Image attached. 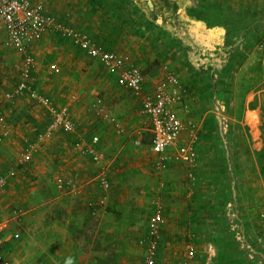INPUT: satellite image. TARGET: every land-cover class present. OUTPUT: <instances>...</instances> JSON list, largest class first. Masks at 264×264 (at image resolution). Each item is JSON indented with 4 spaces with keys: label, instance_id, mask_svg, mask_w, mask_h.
Listing matches in <instances>:
<instances>
[{
    "label": "crops",
    "instance_id": "obj_1",
    "mask_svg": "<svg viewBox=\"0 0 264 264\" xmlns=\"http://www.w3.org/2000/svg\"><path fill=\"white\" fill-rule=\"evenodd\" d=\"M46 4L47 13L90 34L107 49L130 56L144 74V94L154 92L165 78L163 66L169 65L186 89L190 109L189 113H184L180 108L178 114L183 119H195L201 134L205 131L202 129L206 118L200 119L199 97L204 96L209 80L222 75L228 78L229 73L234 76L240 71L258 78V85L264 83V74L249 69L260 61L264 68V0H187L181 10L186 22L178 26L168 21L164 23L162 15V21L157 16L159 22L152 25L146 12L133 0H46ZM165 28L172 34H166ZM53 33H46L31 44L29 51L35 67L29 80L56 106L68 107L77 127L69 132L57 130L40 142L39 151L31 162L21 164L19 157L25 139H34L44 131L51 115L44 105L26 93L14 100L5 97L6 102H16L11 110H26L38 124L4 121L9 134L0 144V175L10 170L15 174L8 176L7 183L0 188V245L11 264H135L138 256L140 264H144V246L140 240L147 235L153 211L148 195L160 180L166 187L162 191L155 188L156 193L152 195V198L155 195L161 198L165 217L156 264H183L190 248L195 250L191 264H238L235 256L239 253L245 254L250 263L263 264L260 258L264 251L260 253L252 245L255 236L252 227L257 223V214H243L244 207H251V201L238 203L237 208L241 210L237 219L236 215L227 213L230 230H223L221 213H212L206 200L193 198L195 188L190 177H196L198 166L205 161L203 156L207 152L200 146L204 136L199 135L195 168L171 159L162 162L161 155L152 150V124L141 112L142 95L118 85V75L109 73L98 59L86 55L71 40L65 37L59 40ZM173 34L179 36L177 43L172 41ZM166 36H171L170 41ZM4 37L0 28V43L16 55L12 63L20 74L15 63L23 57L4 45ZM179 42L185 43L188 49H182ZM209 48L213 51L209 52ZM193 49L195 54H189ZM50 52L57 55L52 65L46 63ZM206 62L211 67L203 69ZM54 67L60 71L52 72ZM256 91L255 94L264 93V88ZM98 96L111 114L121 115L123 119L117 121L123 132L128 127L138 132L136 136L141 135L147 129L145 123L148 124L149 153L123 151L121 143L109 131H103V120L95 112ZM250 111L264 118L260 106L250 108L247 104L245 115ZM0 112L4 118L8 115L2 107ZM1 127L0 122V130ZM95 135L101 138L97 148L106 157L100 165L75 145L89 143ZM101 135L108 139L107 143ZM137 141L140 143V139ZM110 146L121 151L113 153ZM239 152L238 166L244 175L249 182L261 184L256 154L245 147V142ZM230 164V160L226 161V165ZM102 170L110 182L109 192L117 187L129 197L135 189L142 198L140 204L149 205V215L141 221L140 217H135L133 222L126 223L119 216L121 211L115 213L111 208L91 213L90 202L103 192L99 184ZM186 176L193 184L189 189ZM58 178L71 180L73 187L60 186ZM107 194L108 203L110 195ZM104 224L108 226L106 231L99 229ZM225 235L235 238L236 249L225 251L222 248L221 238Z\"/></svg>",
    "mask_w": 264,
    "mask_h": 264
},
{
    "label": "built area",
    "instance_id": "obj_2",
    "mask_svg": "<svg viewBox=\"0 0 264 264\" xmlns=\"http://www.w3.org/2000/svg\"><path fill=\"white\" fill-rule=\"evenodd\" d=\"M0 28L5 33L4 45L23 57L19 60L20 62L15 63L21 78L13 89L6 92V99L14 100L26 93L31 99L44 105L51 115L50 123L44 131H40L34 139H25L19 157L21 164L31 162L39 151L40 142L51 137L57 130L69 132L74 131L77 127L68 107L56 106L49 97L39 93L29 80L31 71L35 67L34 57L29 51L31 44L40 40L46 33L57 32L71 40L89 57L98 59L108 72L118 75L120 86L131 90L135 95H142L141 112L149 117L152 124V150L161 155L162 162L171 159L175 162L188 164L193 168L197 166L199 125L195 119H183L178 114L180 108L184 110V113H189L190 109L186 100V89L169 65L163 66L165 78L158 83L154 92L144 94V74L139 66L126 55L109 50L99 44L90 34L47 13L46 0H0ZM51 71L57 73L60 69L54 67ZM96 105L98 115L114 121L119 133L124 131L119 122L112 117L102 98L96 100ZM8 134L9 128L4 123L0 130V144ZM99 142V136L95 135L89 143L84 145L81 142L77 143V146H80L97 165L102 164L106 158L104 152L97 148ZM14 174V170H10L7 174H1L0 188L7 183L8 176ZM57 181L62 187H68L67 185L73 187L74 185L71 180L63 178H58ZM99 184L103 192L96 200L90 202L93 214H97L108 200L107 193L110 189V182L104 170L100 173ZM151 202L153 211L148 220V232L140 240L144 246V264H156L161 229L165 223L164 205L161 198L155 195ZM194 256V249L190 248L188 258L183 264H191ZM0 264H11L5 257L1 245Z\"/></svg>",
    "mask_w": 264,
    "mask_h": 264
},
{
    "label": "rangeland",
    "instance_id": "obj_3",
    "mask_svg": "<svg viewBox=\"0 0 264 264\" xmlns=\"http://www.w3.org/2000/svg\"><path fill=\"white\" fill-rule=\"evenodd\" d=\"M157 22H159L157 17L151 19L152 25H155ZM164 30H166V34H172L170 29L165 28ZM53 35L57 39L64 38L56 32H54ZM169 37L171 38V36H166L168 41H170ZM172 38V41L177 43V38H179V36L173 34ZM179 45L182 49H188V46L186 47L183 42H179ZM212 51V48H209V52ZM195 52L196 51L193 49L189 54H195ZM214 52L217 53L218 49H215ZM14 57H16V55H13L12 52L4 48L2 43H0V106L4 112L6 111L8 113L5 118L1 114V126L4 124V121L7 120L15 123H22L23 121L30 122L36 126L38 124L26 110H11L16 103L15 101H4V91L14 87L21 78V75L15 71L13 66L12 61ZM56 57V52H50L46 63L48 61L52 65V62L57 59ZM127 57L131 59L130 56ZM205 64L206 65L202 67L203 69L211 67V64L207 62ZM231 64L233 65V63ZM190 65L193 66V64ZM261 65L262 62L260 61L258 64L255 63L251 65L249 69H256L259 74H264V68ZM229 74L230 76L228 78L222 75L219 78H212L209 80L208 83H210V85L205 88L204 96L201 94L199 97V106L201 107L199 109L200 119L203 121L206 118L205 123L210 119H214V123L209 129L203 127L202 130H205L204 133L202 132L201 134L199 132L200 136H204L200 146H202V150L207 153L203 156V160H205L203 165L198 166L196 177L194 175L190 177L194 183L193 187L195 188L193 198L206 200V202H208L207 207L210 208L209 210L212 213H221L220 217L224 218V222H222L221 225L223 230H230L231 222L230 220L227 221V217L236 215L234 218H238V212L241 210L237 208L239 205L238 203H242L246 200L251 201V207H244L246 209H244L245 211L243 214L250 212L257 214L255 217L257 223L255 225L252 224L254 225L252 230L255 235L252 239V245L255 250H259L261 253L264 251V178L261 174V179L263 181L261 184H257L255 181L249 182V178L244 175L238 163L240 162L239 151L242 142H245V147H247L250 152H254L256 157L258 152L264 150V118H262L263 120L261 117L259 118L256 111H250L247 116L245 115L247 104L250 108H253V106H260L264 112V93L259 92L255 94L256 90L264 88V83L258 85L259 79L250 77V73L247 72L239 71L237 75L234 73V76L232 73ZM246 74L248 77L244 76ZM117 82L118 85H120L119 78ZM101 96L98 97L101 98ZM95 112L97 114V111ZM120 112L121 111H119V113ZM111 115L116 120L123 119L121 115L116 112H113ZM98 116L99 119L103 120V131H109L112 137L116 138L119 144L121 143L120 147H122L123 151H128L131 154L137 151H143L145 153H149V150L151 151V132L147 123H145L147 126L145 128L147 129L144 130V133L136 136L138 133L136 130L131 131L127 127L126 132L119 133L115 127L114 121L105 119L100 115ZM262 117H264V113H262ZM29 129L34 131L32 127ZM206 133H209V136L206 135ZM101 136L102 139L105 140V143H107L108 139L104 135ZM137 139H140V143H137ZM77 143L75 144L76 146ZM77 147L80 148V146ZM110 148L113 153L117 150L121 151L119 148L112 149V146H110ZM209 151H213V154H210ZM228 160L231 162L230 165H226V161ZM187 176L185 178V183L187 189H189L190 184H193L189 181L190 178L188 179ZM164 187H166L165 182L160 180L158 185H155L154 189L150 191L148 199L152 200V195L156 193L155 188L162 191ZM108 193L110 198L108 203L102 207V211H108L109 208L114 209L115 213L116 211H121L119 216L121 215L126 223L133 222L132 220L135 217H140L139 221H141L144 219V216L149 215V205L147 202L144 205L140 204L142 198L140 193L138 195L135 189L129 197H127V194L124 196L123 191L117 187H114L110 192L108 191ZM143 200L145 201L146 198L144 197ZM210 211H208L209 214ZM107 227L108 226L104 224L100 226L99 229L106 231ZM108 229H110V227ZM221 242V246L225 251H227V248L234 250L238 247L235 238L228 235L221 238ZM116 245H119V242ZM222 257L223 259L225 257L223 253ZM235 258L238 264H254V262L250 263L248 257L242 253L236 254ZM137 259L135 264H140V256H138ZM260 261L264 264V256L260 258Z\"/></svg>",
    "mask_w": 264,
    "mask_h": 264
},
{
    "label": "trees",
    "instance_id": "obj_4",
    "mask_svg": "<svg viewBox=\"0 0 264 264\" xmlns=\"http://www.w3.org/2000/svg\"><path fill=\"white\" fill-rule=\"evenodd\" d=\"M139 7H141L150 19H155L162 15L164 23L170 22L173 26H178L186 22L181 15V10L187 3V0H152L154 7L151 8L148 0H133ZM214 119L206 121L204 128H210L213 125ZM211 132V131H208ZM209 136V133H206ZM258 162L261 169V174L264 178V150L257 153Z\"/></svg>",
    "mask_w": 264,
    "mask_h": 264
},
{
    "label": "water",
    "instance_id": "obj_5",
    "mask_svg": "<svg viewBox=\"0 0 264 264\" xmlns=\"http://www.w3.org/2000/svg\"><path fill=\"white\" fill-rule=\"evenodd\" d=\"M148 4H149V6H150L151 8L154 7V4H153L152 0H148ZM159 21H162V16H159Z\"/></svg>",
    "mask_w": 264,
    "mask_h": 264
}]
</instances>
